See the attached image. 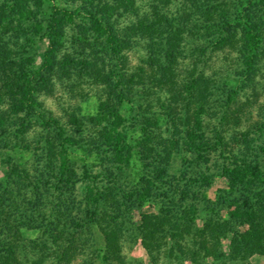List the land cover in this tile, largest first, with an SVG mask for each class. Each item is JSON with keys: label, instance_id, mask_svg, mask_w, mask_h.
<instances>
[{"label": "trees", "instance_id": "trees-1", "mask_svg": "<svg viewBox=\"0 0 264 264\" xmlns=\"http://www.w3.org/2000/svg\"><path fill=\"white\" fill-rule=\"evenodd\" d=\"M50 2L0 0V135L11 130L16 139H24L35 125L42 132L56 130V145L48 136L36 154H44L48 174L55 171L72 194L76 181L70 177L76 174L68 154L86 152V118L74 112L56 118L40 98L54 94L63 82L102 87L106 98L87 119L97 129L90 131L92 148L105 149L111 156L108 162L119 171L140 163L137 183L122 191L124 203L162 200L164 219L173 224L169 238L179 242L198 217L196 204L184 202L203 200L210 217L197 234L205 254L209 246L215 248L211 242L218 245L219 237L229 236L233 257L254 252L264 256V121L261 113L257 120L252 113L257 86L264 80V0H86L75 8L50 5L44 12ZM34 38L47 43L38 65L27 51ZM134 42L142 45L143 55L131 65ZM226 49L235 54L234 67L210 72L212 54ZM241 94H246L243 102ZM128 104L138 105L129 107L125 117L123 106ZM179 154L188 156L189 166L177 178L169 168ZM56 160L59 165L53 167ZM37 162H44L42 155ZM209 165L226 184L214 200L199 188L197 193L176 188L187 178L194 186H209L212 178L204 175ZM8 167L0 181V264H8L6 256L16 258L13 245L23 241L21 228L40 231L42 247L49 249L50 244L64 258L84 250L82 242L92 237L94 226L104 236V264L113 263L120 247L109 228L119 231L121 212L129 207L119 199L117 186L94 184L96 177L84 166L82 175L90 181L83 199L76 203L69 197L63 205V193L52 197L50 174L32 178L19 167ZM16 181L22 186L13 190ZM32 187L39 199L50 197L48 210L51 217L56 211V217L38 213L35 218L26 194ZM142 224L143 245L149 251L144 232L151 229L145 220Z\"/></svg>", "mask_w": 264, "mask_h": 264}, {"label": "rangeland", "instance_id": "rangeland-1", "mask_svg": "<svg viewBox=\"0 0 264 264\" xmlns=\"http://www.w3.org/2000/svg\"><path fill=\"white\" fill-rule=\"evenodd\" d=\"M51 1L52 2L45 4L44 12L49 11L51 7L50 5H55L59 8H75L76 6L78 7L83 5V2L86 0ZM147 1L148 0H143L145 4ZM123 21V19H120L119 23L123 25ZM135 44L137 45L133 51L129 52V61L131 65L136 64L139 58L143 55L141 47L142 45L134 42L133 45ZM46 45V41L42 38H34L31 48H28L27 50L29 55L31 54L35 57V62L37 65L41 63L42 55L46 49ZM234 60L235 54H231L229 49L215 52L212 54L211 62L213 64H210L208 69L210 72L215 70V68L231 70L236 64ZM208 69L207 71L210 74ZM262 70V73H264V63L262 64ZM72 85L73 86L63 82V85L55 87L54 94L46 95V97L43 96L40 98V101L56 118L63 117V115L67 112H74L76 115L86 118V128L83 133L84 143L86 144V152L77 150L74 153L71 151L70 155L68 154V159L70 164L72 163V165H74L73 169L76 174L74 178L73 176L70 177L71 180L75 179L76 181V188L74 189V192L70 194L71 192L64 188L65 184H62L61 180L58 181V176L55 171L49 172V177V169L47 168L45 160L46 157H44L42 152L39 155L36 154L37 149L44 148L46 140L45 138L48 136L52 139V144L54 146L56 145V130L52 129L50 132H42L41 129L36 125V127L34 126L25 135L24 139H16L13 136L14 133L11 130L5 135H0V181L5 179V174L8 172V166L10 164H12L14 167H19L22 171H27L30 173V177L32 178L35 177V175L43 172L45 177H49V183L53 184L52 190L50 191L53 194L52 197L55 196V198L58 199L59 194L63 193L59 200L60 202H63V205L69 197H74L76 203L83 199V195L85 193L84 188L86 186L85 183L90 181V179H87L82 175L84 166L89 169L88 173H90V176H94V178L96 177L94 179V184H97L99 187L105 189L112 185L117 186L119 192L117 195L119 199L122 200L124 207H129H127L124 211L121 210L123 211L121 212L122 217L117 222L119 231L117 228L114 229L113 226H110L109 228L110 236L114 237V241L118 239L117 243L120 247V253L115 256L116 259L113 260L112 264H264V256L257 254L256 252L250 255L242 253L239 254L237 258L230 255L232 251L229 249V236L219 237L218 245H215V242H211L214 243L215 248H213V246H209L208 254H205V252L198 247V242L202 240L197 234V231L202 229L204 220L210 217L208 212H204L205 203L203 200L196 201L194 198H190V200L184 202L185 206L193 205L194 203L196 204L198 209V217H196V220H194V228H192L193 225H191L190 231L186 232L182 240L179 242L173 241L169 238V227L173 226V224L172 222H166L167 220L164 219L163 215L165 214V209L162 207L164 204L162 200L145 201L138 205L134 199H131V201H126V203H124V200L121 198L122 191L123 189H131L137 183L138 179L135 175V172L138 170L140 163L137 162L134 164V166H131L132 168L119 171L117 168L118 166L108 162V159L111 156L105 152V149L101 151H95V148H92L93 140L90 135V131H93L94 133V130L97 131V129L91 127V124L89 123L90 121L88 122V118L94 117L96 115L100 99L106 98L105 89L102 87L96 88L94 85L88 86L87 84ZM69 86L74 88L70 89ZM247 93L250 94V91ZM256 93L258 96L252 107V113L254 114L253 116L255 120H257L256 116H259L258 113H261V117H263L262 121H264V80L262 82L259 81V86H257ZM245 96L246 94H241L240 100H242V102L245 99ZM151 97H153V95ZM152 101L154 103V99ZM130 105L128 104L123 106L125 109L122 113L125 117L126 113H128L127 109L132 107V109L135 110L136 105L138 104ZM257 110L261 111L258 112ZM157 114V112H154L152 117H156L155 115ZM255 120H252L253 123ZM70 135L73 136V133H69L68 135L67 132L66 136ZM74 137L75 139H79L76 135H74ZM39 140L41 144L38 146ZM25 144L29 145L28 150L23 149V145ZM89 145H91V147ZM54 152L57 153L56 150ZM35 154L37 156H35ZM41 155L44 162L39 163L37 162V157H40ZM186 157L188 156L183 154L175 156L171 162V167L169 168V174L171 176H176L178 178L184 167L189 166V161ZM52 163L53 167H57L59 165L58 160L52 161ZM192 165H194L193 162ZM208 167L209 168L204 171V175H208L210 179L212 178V180L209 181V186H194V184L192 185L190 183V178H187V181L181 182L176 188L181 190L185 187L186 190L191 193H197L199 191L197 188H199L200 192L203 191L208 199L214 200L217 191L224 189L226 184L224 179L218 175V172L212 166L209 165ZM35 169L38 170L35 172ZM108 173H112V175H108ZM188 176H191V174ZM63 178V182L65 183L66 176ZM67 179L70 181L68 177ZM16 183L17 184L13 185V190H16L17 187L22 186L20 181H16ZM61 186H63L61 190L56 189V187L61 188ZM54 189H56V192ZM33 191L34 188L32 187L30 190H26V194L31 201L30 208L35 209L33 210L35 212H33L35 218L37 217L38 213L40 215L50 214V210H48L50 197L44 196L39 199V196H34L33 194L36 193V191ZM109 192L110 191H106V194ZM110 196L111 195H108V197ZM200 196L202 195L200 194ZM189 197L190 196L188 195V199ZM175 198L178 200L180 195L175 196ZM16 201H18L17 198ZM55 203H57V201H55ZM131 205H133V208ZM82 208L83 207H81V209ZM29 213L30 211L27 213V216L31 215ZM75 213L76 211H74V214ZM218 213L219 217L222 219L226 218V214L223 210H219ZM54 216L56 217V211L52 212V217L50 214V219L54 218ZM142 218L150 227L149 229H151L144 232L146 239L145 244L150 247L149 251L144 247V242L142 241V237H144L142 236L144 234L140 231L141 226L144 224H142ZM92 231V237H88V239L82 242L84 250L77 255L70 254L69 257L66 256L64 259L62 258L61 251L56 250V248L54 249L50 244L48 245L49 249H44L42 247L43 244L41 241L45 238L40 231L21 228L20 237L23 241L20 243L18 242V246H15V244L13 245V248L15 247L16 250H14L17 253L16 258L14 256H6L8 258L7 262L8 264H104L102 257L104 256L106 248L103 233L97 226H94ZM18 247H23L21 252H19ZM0 256H2V254H0Z\"/></svg>", "mask_w": 264, "mask_h": 264}]
</instances>
